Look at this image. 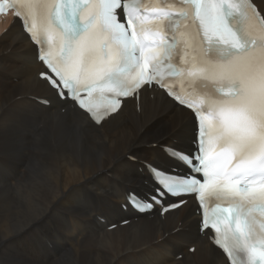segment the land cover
Segmentation results:
<instances>
[{
	"label": "snow or ice",
	"instance_id": "6c2138e0",
	"mask_svg": "<svg viewBox=\"0 0 264 264\" xmlns=\"http://www.w3.org/2000/svg\"><path fill=\"white\" fill-rule=\"evenodd\" d=\"M174 7L0 0L34 42L50 93L37 103L102 127L123 98L158 91L187 114L117 162L128 176L122 207L163 214L192 198L228 264H264V0H182L173 16ZM137 165L146 174H132Z\"/></svg>",
	"mask_w": 264,
	"mask_h": 264
},
{
	"label": "bare ground",
	"instance_id": "6f19581e",
	"mask_svg": "<svg viewBox=\"0 0 264 264\" xmlns=\"http://www.w3.org/2000/svg\"><path fill=\"white\" fill-rule=\"evenodd\" d=\"M33 54L20 24L3 18L0 264H227L210 233L199 232L192 198L164 216L121 208L128 176L117 162L132 145L179 129L187 114L148 91L123 101L102 127L88 123L55 102L37 103L50 93ZM131 172L146 174L139 165Z\"/></svg>",
	"mask_w": 264,
	"mask_h": 264
},
{
	"label": "rangeland",
	"instance_id": "374dc122",
	"mask_svg": "<svg viewBox=\"0 0 264 264\" xmlns=\"http://www.w3.org/2000/svg\"><path fill=\"white\" fill-rule=\"evenodd\" d=\"M140 127L138 126V128H137V130L139 129ZM89 130H91V129H89ZM1 186V185H0Z\"/></svg>",
	"mask_w": 264,
	"mask_h": 264
}]
</instances>
